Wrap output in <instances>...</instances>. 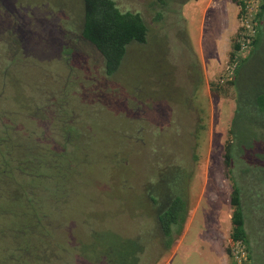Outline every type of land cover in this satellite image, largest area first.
I'll use <instances>...</instances> for the list:
<instances>
[{"label": "rangeland", "instance_id": "1", "mask_svg": "<svg viewBox=\"0 0 264 264\" xmlns=\"http://www.w3.org/2000/svg\"><path fill=\"white\" fill-rule=\"evenodd\" d=\"M115 1L121 10L140 13L148 31L146 41L130 45L118 70L107 77L100 54L88 42L74 39L81 26L82 0H0V39L11 28L13 14L26 32L23 43L28 47L32 39L40 55V65L26 74L45 84H40L44 99L63 93L60 85L69 75L63 58H69L74 73L67 117L84 126L80 134L72 130L76 137L68 156L74 162L67 181L55 187L51 180L34 182L46 189L42 197L55 204L54 210L48 209L52 226L42 223L38 236L14 234L1 224L0 264L27 260L14 249L18 242L29 249L30 257L39 248H49L43 256L52 257L47 263L35 258L32 264H108L110 259L126 264L134 248L127 245L130 240L142 246L134 251L136 264H230L227 142L233 145L232 175L242 192L249 262L264 264V128L254 104L246 101L254 81L264 75V32L239 77L240 109L235 112V89L228 80L233 76L232 38L240 25L236 1L225 55L228 29L220 18L225 8H203L206 2L199 0ZM185 3L195 7L184 8ZM157 12L159 20L154 19ZM71 38L67 55L64 44ZM47 125L49 129L53 124ZM173 166L184 171L177 175H185L186 183H176L186 185L189 201L183 228L178 233L174 226L167 248L155 227L156 207L147 187L160 175L173 179ZM29 206L16 202L10 222L19 227L28 214L31 218V212L46 209L43 204Z\"/></svg>", "mask_w": 264, "mask_h": 264}, {"label": "trees", "instance_id": "2", "mask_svg": "<svg viewBox=\"0 0 264 264\" xmlns=\"http://www.w3.org/2000/svg\"><path fill=\"white\" fill-rule=\"evenodd\" d=\"M234 1L239 3V0ZM82 2L81 26L74 39L88 42L100 54L103 73L105 76L111 77L118 70L130 45L146 41L148 24L140 13L121 10L115 0H82ZM13 16L12 14L10 20L11 28L5 38L0 39V44H3L0 47V225L5 224L6 228L11 229L9 232L14 234L30 233L41 236L42 223H47L48 227L52 226V222L48 218V209L54 210L55 204L48 196L42 197L41 192H46V189L40 186L35 187L34 182L51 180L50 182H54L52 184L55 187L61 180L67 181L74 162L73 156H68L71 152L72 142L76 137L72 130L74 129L80 134L84 126L69 122L67 117V108L71 109L69 88H72L73 82L70 74L74 73L72 66L68 63L69 58H63L65 60L64 69L69 74L65 77L63 85H60L63 86V93L58 97L50 96L44 99V90L40 91V84H45L32 73L26 74L27 70H34L38 66L40 55L34 49L32 39L27 44L28 47L26 42L23 43L24 40L27 41V37L22 33L26 32L19 28L21 23ZM254 18L256 33L246 55L239 54L240 45L236 41L238 33L232 38L229 61L233 66L231 67L233 76L228 80V83L235 89V112L240 109L239 77L246 62L255 54L256 46L263 36L264 0H260ZM154 19H161L160 12L156 13ZM72 39H67L66 43L64 42V53L67 55H70L72 51L73 45L68 41ZM50 76L54 75L50 73ZM254 84L255 87L252 88V93L246 101H251L254 104L255 114H258V119L261 121L260 126L264 128V75L257 82L254 81ZM28 85L29 89H33L32 94L31 92L27 93L25 86L28 87ZM5 102H10L11 106L9 108L4 106ZM47 123L53 124L52 127L46 129L49 126ZM40 124H45L46 127L41 129ZM85 129L88 134L90 131L86 127ZM47 130H50L52 135L48 136ZM232 134L234 135L233 130ZM232 146L231 142H227L224 152V166L232 181L229 200L232 209L230 245L240 240L246 247V264H250L242 212V192L240 185L232 175ZM171 169L174 170L173 179L167 180V176L160 175L154 186L147 187V195L156 207L155 227L162 234L163 243L167 248L173 241L174 226L177 227L178 233L183 228L189 201L186 185L180 186L176 183L178 179H184L186 183L185 175H177L180 170L184 171L177 166H173ZM260 181L262 183L264 177H261ZM256 190L259 191V189ZM16 202H21L25 207L31 203L36 206L43 204V206L46 205V209L45 211L33 210L34 212H31L33 217L30 218L31 214H28L29 218H25L17 224L18 227L12 224L9 219L13 215ZM127 245L130 248L134 246V248L125 258L126 264H136L134 251L142 246H137L132 240ZM14 249L20 251L25 258L27 257L26 261L24 258L14 259L16 262L14 264H32L35 258V260H44V263H47L52 258L43 257L49 248L42 250L39 248V252L32 257H30L29 249L23 243H16ZM227 251L230 253V248H227ZM50 256H54V254ZM110 260L111 262L108 264H120L117 259ZM230 264L233 262L231 261Z\"/></svg>", "mask_w": 264, "mask_h": 264}, {"label": "built area", "instance_id": "3", "mask_svg": "<svg viewBox=\"0 0 264 264\" xmlns=\"http://www.w3.org/2000/svg\"><path fill=\"white\" fill-rule=\"evenodd\" d=\"M242 3L238 5V18L240 20L239 28L236 33V41L239 43V54L246 55L250 49L252 39L255 36L256 29L254 27V14L259 6L260 0H241ZM233 67L229 65V68ZM230 258L233 264H246L247 251L245 245L240 241L231 244Z\"/></svg>", "mask_w": 264, "mask_h": 264}, {"label": "crops", "instance_id": "4", "mask_svg": "<svg viewBox=\"0 0 264 264\" xmlns=\"http://www.w3.org/2000/svg\"><path fill=\"white\" fill-rule=\"evenodd\" d=\"M200 2H206L205 6L203 8H206L208 5L210 7H214V8H225L223 10V14L220 16L221 19L226 20L225 22L227 23V29L230 31L227 33L228 30L225 31V34L223 36V42H224V48L222 50V53H224V55L230 50V45L227 46V42L229 41L230 37H232L233 35V29H234V15L236 14V9L234 11H232V8H235L234 4L235 1L234 0H199ZM195 5L194 4H190V3H185L184 4V8H194ZM189 10V9H188ZM186 11L187 15L189 13V11ZM215 20V18H214ZM230 20L233 21V23H230ZM218 21V19L216 18V22ZM214 21V23H216ZM224 22V21H223ZM225 37H226V41H225ZM226 42V43H225Z\"/></svg>", "mask_w": 264, "mask_h": 264}]
</instances>
